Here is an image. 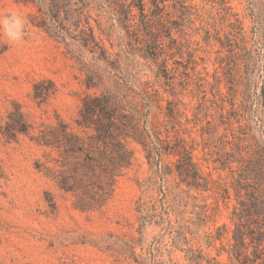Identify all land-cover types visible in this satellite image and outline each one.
Wrapping results in <instances>:
<instances>
[{
	"label": "rangeland",
	"instance_id": "1",
	"mask_svg": "<svg viewBox=\"0 0 264 264\" xmlns=\"http://www.w3.org/2000/svg\"><path fill=\"white\" fill-rule=\"evenodd\" d=\"M72 1L110 55L99 89L84 84L91 54L50 37L37 2L0 0V264H232L236 201L202 131L229 122L243 157L264 161V0H143V13L133 0ZM149 39L154 61L136 51ZM107 91L134 110L145 148L124 141L128 165L82 204L60 187L78 160L60 139L91 133L77 126L82 103ZM187 152L206 191L179 183Z\"/></svg>",
	"mask_w": 264,
	"mask_h": 264
},
{
	"label": "trees",
	"instance_id": "2",
	"mask_svg": "<svg viewBox=\"0 0 264 264\" xmlns=\"http://www.w3.org/2000/svg\"><path fill=\"white\" fill-rule=\"evenodd\" d=\"M33 1L37 2L40 6L39 11L45 15L44 21L39 26L44 27L50 37L59 40L68 49L76 48L77 51L74 52L80 60L84 59V54H91L89 62L82 61V70L86 75L84 84L87 89H99L102 85V74L111 64L110 55L106 48L95 40L91 27L87 30L82 29L79 16L74 13L73 1ZM133 1V7L143 13V0ZM209 1L213 2V0ZM128 9L124 15L125 21L129 19ZM153 18L158 17L153 15ZM125 21L122 24H125ZM145 25L151 28L149 21ZM149 40L139 42L136 51L145 61H154L156 58L151 57L152 49L149 46L151 40ZM217 41L220 44L223 42L219 38ZM262 101L264 104V87ZM129 112L124 113V109L111 91L86 97L80 109L77 126L85 131L90 130L91 133L86 137L71 134L61 136L60 144L64 152L75 155L78 160L71 171L62 177L60 187L66 192H72L78 202L87 204L89 202L87 198H91L89 196L92 193L94 195L92 198L96 196L98 198L92 200L97 202L110 186L117 172L128 165L130 153L126 150L124 141L131 139L145 148L144 137L130 117L134 110ZM220 128L223 132L218 134ZM202 134L206 135L202 138L205 139L203 148L209 149L207 155L214 165L213 169L230 175V187L236 201L231 219L236 233L240 234L238 243H241L244 250L240 252L234 246L230 261L232 264H235L233 259L237 264H264V161L257 153L251 155L248 160L243 157L240 152V137L232 133L229 122L223 121L221 124L211 125L208 129H204ZM44 144L49 145V143ZM174 170L179 183L184 184L189 190L208 189L207 178L199 173L197 164L193 162L188 152L180 154ZM224 191L229 194L227 189ZM187 260L190 264H203L202 258L193 253L187 257ZM205 264L220 263L212 258Z\"/></svg>",
	"mask_w": 264,
	"mask_h": 264
}]
</instances>
